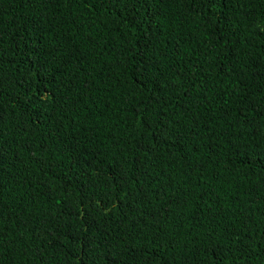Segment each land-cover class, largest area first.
<instances>
[{
    "label": "trees",
    "instance_id": "obj_1",
    "mask_svg": "<svg viewBox=\"0 0 264 264\" xmlns=\"http://www.w3.org/2000/svg\"><path fill=\"white\" fill-rule=\"evenodd\" d=\"M0 264H264V0H0Z\"/></svg>",
    "mask_w": 264,
    "mask_h": 264
}]
</instances>
